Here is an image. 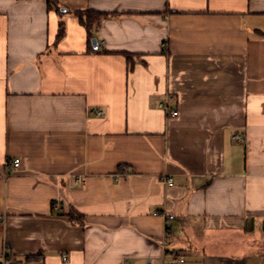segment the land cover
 I'll list each match as a JSON object with an SVG mask.
<instances>
[{"label":"crops","instance_id":"0c3cea01","mask_svg":"<svg viewBox=\"0 0 264 264\" xmlns=\"http://www.w3.org/2000/svg\"><path fill=\"white\" fill-rule=\"evenodd\" d=\"M55 1L0 0V255L264 264V0Z\"/></svg>","mask_w":264,"mask_h":264},{"label":"trees","instance_id":"16d2710c","mask_svg":"<svg viewBox=\"0 0 264 264\" xmlns=\"http://www.w3.org/2000/svg\"><path fill=\"white\" fill-rule=\"evenodd\" d=\"M47 2V6L49 10H54L57 14H61L62 13V9L58 6V3L55 0H46ZM76 16L78 17V19L80 20V22L85 26V28L88 30L89 33V38H90V42H92V28L99 23V21H101L103 18H106L108 16V14H103V13H99V12H94V11H86V12H76L75 13ZM64 37V26L63 24L60 25L59 27V33H58V38H57V42L61 41V39ZM126 56H128V54H126ZM128 61H131V57H127ZM70 221L72 223H78L80 224V217L77 214L71 213L69 215ZM42 257L41 254H37L34 256H29L25 259L26 263H31V262H35L40 260Z\"/></svg>","mask_w":264,"mask_h":264},{"label":"built area","instance_id":"2783aa9c","mask_svg":"<svg viewBox=\"0 0 264 264\" xmlns=\"http://www.w3.org/2000/svg\"><path fill=\"white\" fill-rule=\"evenodd\" d=\"M103 44L104 43H102L101 45L103 46ZM164 48H165V46L162 47V50ZM98 115L101 116L102 113H99ZM172 115L177 116L178 113L174 112ZM5 167L10 169V173L2 175L3 178H6L10 175H15L21 167V160L20 159H14L12 161H8L5 163ZM163 183L167 186L173 185L172 179H168L166 177L163 179ZM155 215H160V214H155ZM161 215L168 221L174 219V217L171 215H167V214H161ZM5 223H6V216H5V214H2V215H0V225L4 226ZM9 248H10V246L6 242L3 246L2 254L0 255V264H12V261H11L10 256H9ZM169 257H170V259H166V260L164 259L163 264H186V260L183 256L171 254V255H169Z\"/></svg>","mask_w":264,"mask_h":264},{"label":"water","instance_id":"95a60500","mask_svg":"<svg viewBox=\"0 0 264 264\" xmlns=\"http://www.w3.org/2000/svg\"><path fill=\"white\" fill-rule=\"evenodd\" d=\"M92 45L94 46V48H96V46H97V40L96 39L92 40Z\"/></svg>","mask_w":264,"mask_h":264},{"label":"rangeland","instance_id":"374dc122","mask_svg":"<svg viewBox=\"0 0 264 264\" xmlns=\"http://www.w3.org/2000/svg\"><path fill=\"white\" fill-rule=\"evenodd\" d=\"M96 37H97V35H96Z\"/></svg>","mask_w":264,"mask_h":264}]
</instances>
